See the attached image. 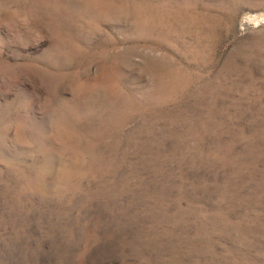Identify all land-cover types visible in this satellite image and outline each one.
<instances>
[{
  "label": "rangeland",
  "instance_id": "374dc122",
  "mask_svg": "<svg viewBox=\"0 0 264 264\" xmlns=\"http://www.w3.org/2000/svg\"><path fill=\"white\" fill-rule=\"evenodd\" d=\"M0 264H264V0H0Z\"/></svg>",
  "mask_w": 264,
  "mask_h": 264
}]
</instances>
